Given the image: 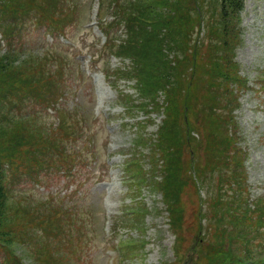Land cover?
Masks as SVG:
<instances>
[{"label": "rangeland", "instance_id": "obj_1", "mask_svg": "<svg viewBox=\"0 0 264 264\" xmlns=\"http://www.w3.org/2000/svg\"><path fill=\"white\" fill-rule=\"evenodd\" d=\"M151 1L163 11L173 2ZM199 1V9L176 6L168 23L172 40L195 52L160 50L176 67L160 71L155 52L133 75V20L111 11L137 10L144 0H0V94L17 90L0 99V150L14 152L22 170H37L34 181L10 185L4 166L13 208L9 222L0 216V234L15 260L218 264V253L264 264V207L263 216L253 212L259 198L264 206V0H244L240 35L229 34L224 46L229 58L218 50L220 0ZM25 3L69 20L50 32L26 15L10 30L11 18L33 11ZM93 17L117 41L108 53L94 49L104 34L94 31ZM187 25L185 40L174 34ZM54 208L64 210L59 230L47 213L42 222L30 214ZM8 257L0 250V264Z\"/></svg>", "mask_w": 264, "mask_h": 264}, {"label": "trees", "instance_id": "obj_2", "mask_svg": "<svg viewBox=\"0 0 264 264\" xmlns=\"http://www.w3.org/2000/svg\"><path fill=\"white\" fill-rule=\"evenodd\" d=\"M116 0H113V2L115 3ZM145 2H143V4L139 5L137 10L131 11L129 10L127 7H123V5L118 6V10H119V15L116 14V12L113 10L114 14L116 16H130V18L133 20L131 25L128 26V30L129 32H131L132 34H134L136 36V39L131 40V42L133 43V46L136 48V51H131V55L133 56V62L135 63V66L133 67L132 70V74L134 75L135 72V68H139V64L143 63L144 61H147V58H149V56H151L152 59L156 60V56H155V52L157 53V57H158V67L160 71H165L168 69H173V67H176V63H173L172 59H169L168 56L163 57V56H159V51L163 50L166 53H169V51H171V49L173 47L174 51L179 52L183 57L187 56V54H189L192 49L195 52L194 46H189L185 43H179L177 41V39H175V42L172 40L173 38L171 37L170 34V29L168 28V23L170 21V17L171 14L175 15L177 14L176 11H174L175 7L178 6L182 9H186L187 7L190 9V7H195L197 9L200 8V3L201 1L197 0L194 1L192 3L191 0H173L172 2V7L170 10H165L163 11L158 5L154 4V1L151 0H144ZM171 1V0H170ZM220 6H219V10L221 7V13L219 15L218 20L215 22V25L218 28V32L221 36L222 42L220 43L218 50L221 54H223L225 57L229 58V55L227 56V53L224 52V46L230 48V46L227 45V40H228V36L229 34H231L234 37H238L240 35V30H239V13L240 10L242 9L244 0H220ZM191 4L195 5V6H190ZM25 7H29L31 8V6H33V11L36 12L38 18L40 19H46L49 21H52V23H55L57 21H59V19L54 18L51 16V11H50V7H47L46 9H44V6L41 3H25L24 5ZM219 10L217 12V14L219 13ZM32 10H28L25 11L26 13H30L33 12ZM50 11V12H49ZM142 11V14H141ZM174 11V12H173ZM172 12V13H171ZM17 15H15L16 17ZM14 17V18H15ZM44 17V18H42ZM13 19V18H11ZM147 20L146 22H141L144 20ZM141 20V21H139ZM187 21H191V16L188 13L187 16ZM225 21V22H224ZM223 23V25H221ZM134 24V25H132ZM188 30V25H187V29L186 30H181V31H173L174 34L182 39H186V35H187V31ZM213 44L210 43V47L212 48ZM200 47V46H199ZM234 60V54L233 56L230 58ZM163 61V62H162ZM207 62V61H206ZM208 63V62H207ZM210 65H214L217 66L218 62L217 60H212L210 61V63H208ZM166 75H168L166 73ZM237 81H239V86L242 87L244 80H242L241 78H239ZM202 82H204V80H202ZM208 87H207V91H208ZM16 89L11 90L6 96H3L0 94V99H4L8 96H14V93L16 92ZM34 94V93H33ZM222 96V94L217 93L215 100L219 99ZM147 99H150V97H147ZM234 100H236L234 98ZM222 103H224L223 105H221ZM222 103L220 104V106L218 107L219 109H222L223 107L226 106L227 100H226V95H224V97L222 98ZM130 107L132 109L135 110V108L137 107V105H130ZM199 114V113H198ZM2 127V125H0V128ZM181 128L180 127H174L171 128V130H174V136L175 138L178 139L179 135L181 134ZM75 132H77V130H75ZM173 136V137H174ZM162 149H164L163 147H161ZM7 148L5 149H1L0 151H2V153H0V216H4L7 221L9 222V218H8V212H9V206L13 208V205H10L8 202V188H7V182H6V174H5V170H4V166L5 164L8 165V167L10 168V172H9V181H10V185H13L21 176L22 173L24 172H29L30 174H33L36 176L37 174V170H27L29 167L25 168V170H22L20 167H17V163H15L13 161V158L16 156V154L13 152L12 154L10 153L11 151L8 149L6 151ZM20 168V170H19ZM260 202L261 198H259ZM260 202H258L257 204H255L256 208L253 212H255V218H258L259 216H263V212L262 209L258 210L259 207L262 208L264 207L263 204H260ZM16 203V202H15ZM35 206V205H34ZM34 209L31 210V216L35 215V217L38 218V220L40 222H42V217L47 215V219L48 222L50 223L51 226H54L52 229H60V223H59V219H60V214L64 211L61 208H54L53 212H50V214L48 213L49 210L42 212L41 215L39 212L37 213H32ZM55 215H57V220L55 218ZM32 218V217H31ZM29 219V222L33 219ZM174 224V223H173ZM9 226L11 227V224H9ZM49 227V224H48ZM10 229L8 230V232H10ZM243 230L240 229L239 233H241ZM57 232V231H55ZM4 236V235H3ZM2 235L0 234V250H2L5 254H8L9 257L5 260V264H21L20 262H18V260H15L10 252L11 250L9 248H7L2 242ZM247 247H245L244 252H247ZM6 251V252H5ZM200 256V253H199ZM217 260L219 261L218 264H238L236 262V257L233 255H223L220 254L216 256ZM230 258V259H228ZM222 259V260H221ZM249 261H251V259H246L244 260L243 263L241 264H249Z\"/></svg>", "mask_w": 264, "mask_h": 264}]
</instances>
